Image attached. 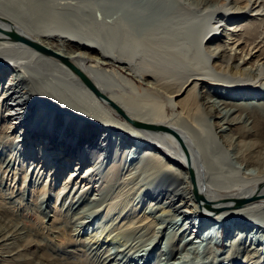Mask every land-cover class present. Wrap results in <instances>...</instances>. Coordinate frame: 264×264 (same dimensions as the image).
Here are the masks:
<instances>
[{
	"label": "bare ground",
	"instance_id": "6f19581e",
	"mask_svg": "<svg viewBox=\"0 0 264 264\" xmlns=\"http://www.w3.org/2000/svg\"><path fill=\"white\" fill-rule=\"evenodd\" d=\"M0 27L36 39L59 55L16 42L0 29V264H122L110 249L88 257L103 245L100 239L106 244L114 237L107 227L75 242L57 203L50 206L54 215L41 202L34 219L27 220L24 209L19 213L27 199L23 188L17 195L2 182L15 166L13 154L6 152L14 143L27 148V167L35 165L62 181L61 191L70 184L82 193L94 189L100 201L112 193L122 165L132 168L129 173L142 165L151 170L141 195L194 230L189 236L168 234L160 243L163 224L129 212L127 201L112 232H125L126 241L151 232L145 239L152 248H143L159 247V252L150 264L177 257L181 246L188 249L192 234L199 235L210 257L213 244L228 243L221 264L234 263L235 254H244L243 264H264V0H0ZM130 77L147 89L136 88ZM109 147L118 154L98 178L94 171ZM87 195H79L82 204ZM92 206L81 208V214H96L95 205L88 213ZM193 218L200 219L198 227ZM49 221L57 234L54 245L42 228ZM134 252V258L142 254ZM178 255L179 260L188 257L182 250ZM132 262L126 263L138 264Z\"/></svg>",
	"mask_w": 264,
	"mask_h": 264
},
{
	"label": "rangeland",
	"instance_id": "374dc122",
	"mask_svg": "<svg viewBox=\"0 0 264 264\" xmlns=\"http://www.w3.org/2000/svg\"><path fill=\"white\" fill-rule=\"evenodd\" d=\"M130 78H131V82H133L135 84V87L136 88H140L141 90L142 89H147L146 88V85L142 84L141 83V80L139 78H137V77L136 78L130 77ZM19 125H21V124H17L16 126H19ZM27 128L25 127L26 130H27ZM25 149H27V148L19 147L15 143H14V145L11 144V146H8L7 147L6 152L8 154H11L12 153L13 156H14L13 157L14 160L12 162H14L15 166H14V169L12 170V172L9 173V176H6L5 175L4 176V179L2 177V179H3L2 182H4V184H5L3 186V188L4 189L7 188L8 190L11 189L9 191H14L16 193L18 192L17 195L20 193L21 189L23 188L22 191L25 192V196H26L27 199L26 200L23 199L24 205H23L22 209H20L18 211H19V213H21V212L23 213V209H24L26 211V212H24V214L27 215V218H26L27 220L34 219L35 218V217H33V216H36V215H34V214H36V210H35L36 207L35 206L39 202L43 203L44 206L46 205V207L48 206L46 210L49 211V214H51V215H54L55 214V209H52L51 210V207L50 206H52V208H53V206L55 205V203H57L56 204V207L59 210L58 212H59V214H61L65 218V222L67 224H69L68 225L69 227H67V228L70 231H72L71 233H72V235L75 238V240H74L75 242H77L76 241L77 237H79V238L81 237L82 239H89L88 236H89L90 232L92 230H97V227L100 228V231H102V228L107 227L105 230L106 231L109 230L110 233H111V236L114 235V237L111 238L108 242H106V244L104 243V240L100 239L98 243L99 244H103V245L102 246L99 245V247H96V245H94L93 247H96L98 250H90V254H88V257L89 258L90 257H93L96 254L101 255V252L107 251V250L110 249L109 251L111 253H114V256L115 255L117 256V257L115 256L116 262H120L122 264H124V263L125 264H128L126 262L133 261L132 263L137 262L138 264H141V263L150 264L151 263L150 260L153 259V258H155V256L158 254V252H159L158 251V248L159 247L157 249H155V250L154 249H152V250H150V249L147 250L146 249V251L144 250V248H146V247L147 248H149V247L152 248V246L149 245V242L145 239V238L148 237V235L152 234L151 232H149V234H146L147 232H145L144 235H146V236L143 237V238H141V239H138V240H136V235H132L131 238L129 237L130 239L129 238L127 239L128 241L124 240V239L127 238V234L125 232H124V234L120 233L117 230H116V232L115 231L112 232L114 230V228L116 227V225H117V220L119 221V219L121 217V213L123 211L124 206L128 202H131L128 205L129 206L128 207V210H130L129 212H131V213L134 212L136 215H140V214H144L145 213L148 216L150 215L152 218H154V220H156V222L159 225L163 224V226L165 227L164 228V233H163L164 235L163 234L160 235V237H161V239L159 241L160 243H161V241H163V239H166L168 237V234H171V233L174 234V232L175 233H178V235H183L184 234V235H187V236H189V234L193 233L194 228L192 227V225H189V224L185 223V219H182L181 218V219L178 220L176 217H172V216H169L168 217V216H165V212L163 211V209L161 210V208L158 207V202L155 203L156 202L155 200L152 201V199L149 196H147L145 193H142V195H141V192H140L141 188H143L144 186L146 187V185L148 184V181H150L151 180V177H152V171L151 170H147V169L145 170V168H143L144 167L143 165H142V167L139 168V170L135 169L137 172H135V171L130 172V173H132V175L129 173V171L132 168L130 169V168H128V166H126L124 168L123 165L121 167H119L118 175L114 177L117 180V183L115 184L116 186H114V189L112 190V193H110L111 196L108 195L106 201H102L101 200L102 201L101 202L99 199H97V197L99 198L100 195L97 196V193L94 194L95 193V190L94 189H91L89 191H86V192H83L82 193L81 192L82 189H79V187L76 186V185L70 184V186L68 185L67 188H64V190L62 189V191H61V187H62V184H61L62 181L61 180H59V181L56 180V179L55 180H52V178L48 175V173L46 171H44V173L40 172V169L39 168L37 169L35 167V165H32V166L27 167L26 160L28 161L29 158L27 156V153L25 152ZM117 154H118V151L116 150V147H109L108 152L104 155V158L105 159L104 158H103L104 160L101 159V161L103 160L102 163H100L99 166L96 167V169L94 171L95 175L96 174L99 175V176L97 175L98 178L101 175H103V171L105 169V165H108L109 164V162H108L109 159L112 160L113 158H115V155H117ZM17 157H19V158H17ZM23 159L24 160L26 159L25 162H24L25 163L24 169H22V170H25V171H22L20 169V167L22 166L21 161ZM128 161H129V164L135 162V161H133V162L131 161L130 162V160H128ZM90 162L89 163H86V164H84L82 166V168H81L82 169V172H83L84 169H87V167L90 164ZM74 166H76V165L74 164L73 167ZM14 172H18V174L16 176H14ZM24 174H26V176H27L26 178L24 177ZM122 176H123V178H122ZM124 178H125V180H124ZM126 180H128V181H126ZM121 185H124V186H121ZM57 191L60 192L59 197H61V199H58V201L56 200L57 199V197H56ZM123 194H125V195H123ZM130 194H132V195H130ZM79 195L81 197H82V195H87L88 196V200L86 201L85 204H82L81 203V198H79L80 197ZM89 197H90V199H89ZM92 197H94V199L91 200ZM77 201H80V203H78ZM99 201H100L101 205L99 204ZM150 201L153 203L154 206H150V204H149ZM89 202L91 203V205H93V206L95 205L94 206L95 209L92 210V208H93V206H92L90 208V211H88V213L91 212L90 214L92 215V211H93V214H94V210H95V212H97L96 209L98 210V212L96 214H94L93 216H90V215L87 214V216H88L87 217L85 215V213L84 214L83 213L81 214V210L84 209L85 206L87 207L90 204ZM93 202H95V203L93 204ZM96 204L98 206L99 205L100 206L97 207ZM121 204H123V205H121ZM76 205H78V207ZM110 206H112V209L111 210H108L107 208L110 207ZM130 206H133V208L132 207L130 208ZM185 207L187 208V204H186ZM71 208H72V210H71ZM109 211H111V212H109ZM26 213H28V214H26ZM73 213H75L76 216ZM81 216H83V218L84 217L85 218L83 219ZM166 217L168 218V220H167ZM85 219H87L86 222H85ZM193 220L194 221L197 220V222H195L196 223V226L195 227H198L200 225V222H201L200 219L199 218H193ZM203 220H205V219H203ZM163 221H166V222H163ZM83 222H85V223H83ZM49 223H50V221L48 222L47 226H46V222L43 223L42 228L44 229L45 234H46V235L44 234V236L47 237V238H49L51 240L50 241L51 242V245H54L58 241L57 238H54V237H56L57 234L56 235L53 234L52 229L49 227L50 226ZM177 223H178V225H177ZM225 223H226V225L229 228L230 227H231V229L232 228H235V226L228 225V224H233V222H227L226 221ZM113 225H115V226H113ZM171 225H172V227H171ZM88 227H89V229H88ZM218 227L221 228L218 231V232L221 233L222 226L219 225ZM250 229L251 228L248 227L247 228V232ZM46 231H48V232H46ZM185 232H187V233H185ZM191 236L189 237V238H191L190 241L187 240V244H189V246H187L188 249H189V251H188L187 248H182V246L180 248L182 250L183 256H184V254L186 255V253H190L191 252L189 255H186L188 257L184 256L186 258L181 259V260L177 259V257L179 256L178 253L181 251V250H179V251H176L175 252V254H177V257L175 256V258L173 257V259H171V260L168 259V258L165 259V262H167V264H177L180 261H182V262H180V264H221L220 263L221 262L220 258L222 257L221 254L228 249L227 248L228 247V243H226V244H216V245L213 244V247L214 248L216 247V250H214V248H213V250H211V251H213L214 257H210L208 255V253H209L210 250L209 251L206 250L207 249L206 248L207 246L200 245L199 235L198 236H195V234H192ZM123 237H124V239H123ZM145 240L147 241L146 243L143 242ZM124 241L126 243H123ZM219 241H222V238H220ZM224 241H226L225 238H224ZM137 242H138V244H137ZM259 243H260V241H259ZM128 244H130V245H128ZM146 244H147V246H146ZM196 244L200 248L199 247L197 248V245ZM143 245H145V246H143ZM163 245H164V243L162 245L160 244L159 246L161 247ZM194 245H195V247H194ZM123 246H124V248H123ZM166 247H167V245L165 244L162 248L167 250ZM31 249L35 251L37 249V247H34L33 246ZM119 249H121V250H119ZM131 249L134 250V251H139L140 253H142L141 256H138V257L134 258V253L135 252L132 251ZM186 249H187V251H186ZM195 249H196V251H195ZM113 250H115V251H113ZM119 252H121V253H119ZM243 255L242 254H239V255L238 254H235V255L232 256V260H234V263L235 264H243V261H242L243 260ZM198 258H199V261L200 262H197ZM103 259L104 258H102V261H103ZM234 263H232L231 261H229L227 263L224 262L223 264H234Z\"/></svg>",
	"mask_w": 264,
	"mask_h": 264
},
{
	"label": "water",
	"instance_id": "95a60500",
	"mask_svg": "<svg viewBox=\"0 0 264 264\" xmlns=\"http://www.w3.org/2000/svg\"><path fill=\"white\" fill-rule=\"evenodd\" d=\"M0 29H2L6 34L9 35V37L12 40H14L16 42L17 41H21V42L25 43L26 45L31 46L33 49L35 48V49H37L38 51H40V52H42L44 54H47V55H50V56L53 55V56L59 57V55L55 51H53L52 49L50 50L44 44H42L41 42H39L36 39H32V38H30V37H28V36H26V35H24L22 33H19L18 31L15 32L13 30L4 29V28H1V27H0ZM60 59L62 61H64L67 65H69L78 74V76L85 82V84H87L96 94H98L102 98L106 97L104 94H102L98 90V88L96 87L95 83L91 80V78H89L87 75H85L83 72H81L76 66H74V64H72V62H70L69 60H67V59H65L63 57H60ZM109 102L117 111L121 112L124 116L127 117L126 112L123 111L122 108H119L113 101L109 100ZM132 123L135 126H137V127L138 126H146V124H143L141 122L132 121ZM161 129H165L166 130V128H164V127H161ZM177 138L180 141V138L178 137V135H177ZM179 144L182 146V143H179ZM181 150H183V149H181ZM190 175L192 176V180L194 182V193H196V199L200 203V209H202L201 207L203 205H202V202H201V194L198 193L199 190H198V185H197V176L195 175L193 170L190 171Z\"/></svg>",
	"mask_w": 264,
	"mask_h": 264
}]
</instances>
